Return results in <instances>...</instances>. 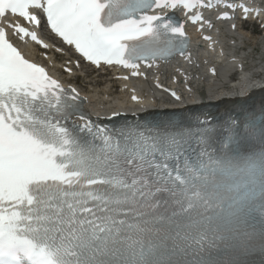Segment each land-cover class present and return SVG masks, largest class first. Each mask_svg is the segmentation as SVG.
Wrapping results in <instances>:
<instances>
[{"label": "snow or ice", "instance_id": "obj_1", "mask_svg": "<svg viewBox=\"0 0 264 264\" xmlns=\"http://www.w3.org/2000/svg\"><path fill=\"white\" fill-rule=\"evenodd\" d=\"M218 6L264 14V0H0V264H264V110L223 137L206 115L98 123L14 44L53 47L46 26L91 64L143 75L190 59L176 11L203 30Z\"/></svg>", "mask_w": 264, "mask_h": 264}, {"label": "bare ground", "instance_id": "obj_2", "mask_svg": "<svg viewBox=\"0 0 264 264\" xmlns=\"http://www.w3.org/2000/svg\"><path fill=\"white\" fill-rule=\"evenodd\" d=\"M262 24L263 29L257 36H253L252 31H243L237 27H219L211 32L212 44H203L201 49L190 55V59L175 60L157 67L146 78L133 84L117 82L115 76L103 77L101 73L93 77L85 76L89 80L85 86H81L76 78L70 79V82L86 93L92 109L109 114L119 109L136 113L137 109L128 106L133 95L139 99L149 96L152 101H161L163 95L157 89L162 85L179 86L184 90L181 94L186 97L203 95L201 99L206 102L229 98L242 91L246 93L254 84L264 82V74H261L264 71V21ZM257 44L260 45V56L252 59L249 68H244L231 81L230 73L238 67L240 58H253ZM206 67L216 69L218 76L215 79L208 76ZM80 72L82 74L84 70ZM171 80H176V83ZM113 84H118L116 92L112 90ZM191 98L186 99V102L192 101Z\"/></svg>", "mask_w": 264, "mask_h": 264}, {"label": "rangeland", "instance_id": "obj_3", "mask_svg": "<svg viewBox=\"0 0 264 264\" xmlns=\"http://www.w3.org/2000/svg\"><path fill=\"white\" fill-rule=\"evenodd\" d=\"M260 53H261V50H260V45H256L255 46V51L253 52V58L252 59H254V58H256V57H258V56H260ZM249 61H251V60H249ZM91 77V76H90ZM93 77V76H92ZM97 78V77H96ZM77 80V79H76ZM84 80L85 81H89L86 77H84ZM78 82V81H77ZM81 82V81H80ZM82 83H84V81L82 82ZM87 83L88 82H86L85 83V85H87ZM80 84V83H79ZM81 85V84H80ZM85 85H81V86H85ZM115 91V90H114Z\"/></svg>", "mask_w": 264, "mask_h": 264}]
</instances>
